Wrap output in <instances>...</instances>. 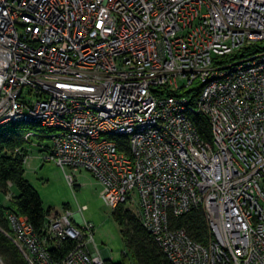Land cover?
Returning a JSON list of instances; mask_svg holds the SVG:
<instances>
[{
	"label": "built area",
	"instance_id": "1",
	"mask_svg": "<svg viewBox=\"0 0 264 264\" xmlns=\"http://www.w3.org/2000/svg\"><path fill=\"white\" fill-rule=\"evenodd\" d=\"M263 43L264 0H0V128H49L41 158L73 190L90 172L112 210L136 202L172 264H264ZM191 210L207 244L170 225ZM7 219L28 264H105L79 214L50 211L41 233Z\"/></svg>",
	"mask_w": 264,
	"mask_h": 264
},
{
	"label": "trees",
	"instance_id": "2",
	"mask_svg": "<svg viewBox=\"0 0 264 264\" xmlns=\"http://www.w3.org/2000/svg\"><path fill=\"white\" fill-rule=\"evenodd\" d=\"M246 50L247 48H244L238 53ZM234 55L224 58L232 59ZM188 92L189 90H182L181 94ZM191 118L199 135L210 141L212 134L208 117L205 114H194ZM16 123L18 122L7 123L0 128V195L5 197L9 191L8 181L13 184V194L8 200V205L4 206L0 201V256L5 264H28L20 250L5 233H11L7 213L11 211L18 215H25L37 233H41L44 228L47 215L51 210L44 209L39 193L25 177L24 160L31 149L25 135L28 131H34V136L39 139L38 144L44 146L40 151H44L50 146L46 142L50 139L51 130L46 127L40 130H27L20 126H9ZM120 141L124 143L125 140ZM126 206L127 202L120 203L112 211V215L120 227L127 252L118 261L105 259V264H172L161 251L152 234ZM170 225L173 228H185L193 240L202 244H207L210 238L206 219L201 210H191L180 216H171ZM75 243L74 240L67 239L55 251V255L62 257Z\"/></svg>",
	"mask_w": 264,
	"mask_h": 264
},
{
	"label": "rangeland",
	"instance_id": "3",
	"mask_svg": "<svg viewBox=\"0 0 264 264\" xmlns=\"http://www.w3.org/2000/svg\"><path fill=\"white\" fill-rule=\"evenodd\" d=\"M264 45V43H263ZM9 126H20L27 130H40L41 125L36 123L18 122ZM36 136L31 137V141L38 143ZM50 144V140H47ZM41 147L32 145L29 150L30 157L25 166V177L30 185L39 193L45 210L63 212L69 210L72 215L79 214L82 221L76 226H84L86 223L93 225L94 245L102 256L111 261H118L127 252L126 245L121 235L120 227L113 218L112 208H110L100 196L101 185L97 178L90 172L81 170L75 178V189L68 183L66 174L52 160L41 158L45 151H40ZM69 171V170H67ZM0 201L4 206L8 205V200L0 195ZM87 208L80 213V206ZM126 208L135 215L138 213L136 202L127 204Z\"/></svg>",
	"mask_w": 264,
	"mask_h": 264
},
{
	"label": "crops",
	"instance_id": "4",
	"mask_svg": "<svg viewBox=\"0 0 264 264\" xmlns=\"http://www.w3.org/2000/svg\"><path fill=\"white\" fill-rule=\"evenodd\" d=\"M75 217H76V218L78 217V214H77V213L75 214Z\"/></svg>",
	"mask_w": 264,
	"mask_h": 264
},
{
	"label": "water",
	"instance_id": "5",
	"mask_svg": "<svg viewBox=\"0 0 264 264\" xmlns=\"http://www.w3.org/2000/svg\"><path fill=\"white\" fill-rule=\"evenodd\" d=\"M104 259H107V257L105 256V258Z\"/></svg>",
	"mask_w": 264,
	"mask_h": 264
}]
</instances>
